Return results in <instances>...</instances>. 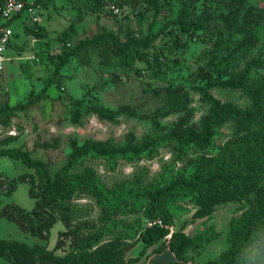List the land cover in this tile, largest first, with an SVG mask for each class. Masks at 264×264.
Wrapping results in <instances>:
<instances>
[{"label": "rangeland", "instance_id": "obj_1", "mask_svg": "<svg viewBox=\"0 0 264 264\" xmlns=\"http://www.w3.org/2000/svg\"><path fill=\"white\" fill-rule=\"evenodd\" d=\"M84 1L54 0L46 8L36 5L41 27L38 31L27 21L11 27L5 51L7 61L0 71V106L25 103L30 95L42 92L51 79L53 61L58 63L65 52L72 50L74 53L66 58L57 83L46 90V98L23 112H16L10 127L0 130V148L18 147L28 151L35 158L46 161L53 173L64 163L69 153L68 141L72 138L80 144L92 140L124 146L131 134L134 142L155 139L162 143L151 158L127 161L120 157L93 155L83 159L66 178L97 180L106 197L104 202L97 203L91 195L77 192L66 203L69 227L58 219L45 239L24 234L15 224L0 218V239L42 245L55 255L64 256L71 248L70 239L57 247L58 234L72 229L82 237L99 235V243L120 238L128 248V258H133L141 249L142 243L137 239L147 224L143 216L145 194L179 175L192 174L194 170L191 162L196 153L190 149L183 160L177 161L173 146L165 141L167 128L187 112L191 114L190 122L197 125L208 110L200 100V88L208 81L213 82L218 77L224 79L230 72L242 69L247 60L257 56L264 58V26L254 29L257 42L246 55L229 56L240 35L226 30L217 18L225 13L227 0H191L189 9L194 17L206 14L212 17L202 31L183 30L175 24L180 0H171L169 8L159 6L157 10L151 0H121L123 4L118 6V15H111L105 7L100 13L85 11L79 15L78 8L86 9ZM245 7L264 9V0H247ZM135 8H139L140 15L133 14ZM103 31L112 32L118 44L130 45L129 51L138 52L131 66L124 67L119 58L91 43ZM148 38L147 48L131 43L137 40L142 44ZM213 55L219 56L220 64L213 65ZM34 57L39 62L34 61ZM249 78H264V69L254 68ZM180 87L188 99L186 111L180 110L165 118L156 117L157 110L180 102L181 99L171 93ZM211 94L221 102H233L242 109L253 107L250 98L241 90L216 88ZM70 98L94 100L112 110L128 106L136 115H121L117 123L85 115L81 124L72 125L68 120ZM240 136L233 123H227L218 130L214 149L227 160L233 159L235 152L244 146ZM52 141H57L56 149L37 147L38 143ZM211 151L207 152V157L211 156ZM26 172L32 171L21 161L0 158V173L8 178ZM260 187L264 189V181L258 183L257 188ZM27 190L28 184L23 182L12 193L0 191V208L13 202L30 211L34 200L29 198ZM248 197V200L215 205L204 218L194 216L198 206L188 199L169 203L172 222L169 234L182 231L200 244L186 253L187 261L181 264L214 261L229 246L226 238L231 219L257 209L256 193ZM212 234L216 238L205 242ZM155 246L147 249L136 264H167L171 260L170 253L163 251L151 255ZM238 262L264 264V241L260 244L255 241ZM0 264H5L1 258Z\"/></svg>", "mask_w": 264, "mask_h": 264}, {"label": "trees", "instance_id": "obj_2", "mask_svg": "<svg viewBox=\"0 0 264 264\" xmlns=\"http://www.w3.org/2000/svg\"><path fill=\"white\" fill-rule=\"evenodd\" d=\"M53 1L35 0V3L41 8H46ZM246 1L227 0L225 13L217 17L226 30L236 31L240 35L229 56L234 53L246 55L257 42L254 29L259 25L264 26V9L246 8ZM84 2L86 9L78 8L79 15L85 11L100 13L108 3L117 7L123 4L121 0H85ZM151 2L156 10L159 6L169 8L171 5V0H151ZM190 2L191 0H180L175 24L183 30L202 31L212 17L210 14L194 17L189 9ZM134 11H137L135 16L140 15L139 8H135ZM34 25L37 27L36 31L40 30L38 23ZM70 29L74 30L73 25H70ZM149 42V38L142 44L137 40L131 41L134 46L141 45L144 48L148 47ZM91 43L100 45L110 56L119 58V63L124 67L131 66L135 60L133 56L138 54L136 50L129 51L130 45L118 44L112 32H101ZM73 53L72 50L65 52L58 63L53 61L54 69L51 79L42 92L30 95L25 103L15 105L4 103L0 106V130L10 127L11 119L16 112H23L46 98V90L57 83L66 58ZM33 59L39 62L38 58ZM211 61L214 62L213 65L220 64L218 55H213ZM254 68L264 69V58L254 57L247 60L242 69L230 72L226 78L218 77L213 82L208 81L199 90L201 102L208 106L207 113L200 118L199 123L192 124L191 114L187 112L167 128L165 141L173 146L177 161L183 160L190 149L196 153V157L191 162L194 170L192 174L179 175L173 181L165 182L164 185L145 194L143 197L144 218L147 222L160 220L163 226L147 227L146 224L145 230L138 236L137 240L142 243V246L135 257L128 258V248L120 238L99 243V235L82 237L78 236L76 230L68 229L59 232L56 243L57 247H62L65 241L70 239L71 248L64 256L55 255L42 245L30 246L17 240L0 239V258L5 261V264H136L147 249L156 245L151 255L169 251L171 260L167 264H181L187 261L186 253L199 247L200 244L182 231L169 234L168 227L172 225L168 210L169 203L188 199L198 206L194 216L204 218L211 213L215 205L233 200H248L251 193H256L257 209L243 213L240 218L231 219L226 238L229 246L210 263L243 264L238 260L244 251L255 241L258 244L264 241V189L257 188L258 183L264 181V78H249ZM216 88L241 90L250 98L253 107L242 109L236 103L221 102L211 94V91ZM171 93L181 99L180 102L157 110L156 117L165 118L180 110L186 111L188 99L182 88H177ZM69 100L71 107L68 111V120L72 125L81 124L85 115H95L100 121L109 123H117L121 115H136L128 106L112 110L94 100L84 101L74 98ZM227 123H233L244 145L230 160L214 149V138L218 130ZM127 137L124 146H113L92 140H86L80 144L77 139L72 138L68 141L69 153L64 163L53 173L46 161L35 158L28 151L18 147L0 148V158L9 157L19 160L32 171L13 178L0 173V191L6 190V193H12L19 183L24 182L28 184L29 198L34 200V206L30 211H26L13 202L4 204L0 208V218L15 224L22 233L38 239L47 238L58 219L69 227V218L66 215L69 208L66 203L70 202L77 192L91 195L97 203L106 200L97 180L82 177L66 178L69 172L82 164L83 159L93 155L108 158L120 157L127 161L132 158H151L162 143L161 140L155 139L134 142L131 134ZM57 145V141H52L38 143L37 147L42 150H53L57 148ZM209 151L211 156L207 157ZM168 235H170L169 238H166ZM214 238L216 235L212 234L204 241L208 242Z\"/></svg>", "mask_w": 264, "mask_h": 264}, {"label": "built area", "instance_id": "obj_3", "mask_svg": "<svg viewBox=\"0 0 264 264\" xmlns=\"http://www.w3.org/2000/svg\"><path fill=\"white\" fill-rule=\"evenodd\" d=\"M105 9L114 15L119 14L118 7L112 4L105 5ZM136 13L137 11L133 12V14ZM26 21L32 24L39 22L35 0H0V71L3 70L4 63L7 61L5 51L9 43L11 27L18 22ZM153 225L163 226L160 220L147 222V227Z\"/></svg>", "mask_w": 264, "mask_h": 264}, {"label": "crops", "instance_id": "obj_4", "mask_svg": "<svg viewBox=\"0 0 264 264\" xmlns=\"http://www.w3.org/2000/svg\"><path fill=\"white\" fill-rule=\"evenodd\" d=\"M169 252V251H168ZM170 253V252H169ZM171 255V254H170Z\"/></svg>", "mask_w": 264, "mask_h": 264}]
</instances>
